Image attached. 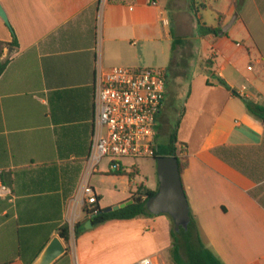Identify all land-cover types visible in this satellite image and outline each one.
<instances>
[{
	"label": "crops",
	"instance_id": "0c3cea01",
	"mask_svg": "<svg viewBox=\"0 0 264 264\" xmlns=\"http://www.w3.org/2000/svg\"><path fill=\"white\" fill-rule=\"evenodd\" d=\"M154 1L0 0L9 18L7 24L0 16V41L13 40L12 27L19 43L0 58L7 61L0 75V264H36L65 224L71 238L60 237L68 252L53 264H109L108 257H98L116 244L106 240L99 246L101 238L90 228L77 241L75 224L89 219L84 209L74 217L70 201L89 178L101 196L99 206H114L129 199L131 189L108 200L93 179L132 178V188L143 177L138 164L132 177L112 175L107 161L88 174L97 66L136 68L148 60L167 73V57L181 56L188 43L192 53L195 41L206 65L194 79L176 144L188 163L181 177L190 211L207 247L224 264H264V122L245 102L264 104V0H197V16L190 0ZM235 16L223 35L202 28L223 29ZM171 25L180 40L174 52L166 29ZM169 107L166 94L159 142L174 130H166ZM221 147L230 149L226 158L216 153ZM144 179L157 188L151 177ZM147 217L145 232L132 223L113 234L133 229L142 241L155 225ZM151 239L149 252L123 264L144 257L171 264L172 244Z\"/></svg>",
	"mask_w": 264,
	"mask_h": 264
},
{
	"label": "built area",
	"instance_id": "2783aa9c",
	"mask_svg": "<svg viewBox=\"0 0 264 264\" xmlns=\"http://www.w3.org/2000/svg\"><path fill=\"white\" fill-rule=\"evenodd\" d=\"M105 1L100 0L101 5ZM149 2L156 4L154 0ZM164 22L170 24L168 20ZM167 84V73L162 68L97 66L94 134L86 161L89 176L100 170L104 160L110 173H132L137 161L154 159ZM4 190L7 187L2 186ZM97 202L96 189L86 178L70 201L73 216L78 209L86 210ZM138 264L156 263L151 257H144Z\"/></svg>",
	"mask_w": 264,
	"mask_h": 264
},
{
	"label": "rangeland",
	"instance_id": "374dc122",
	"mask_svg": "<svg viewBox=\"0 0 264 264\" xmlns=\"http://www.w3.org/2000/svg\"><path fill=\"white\" fill-rule=\"evenodd\" d=\"M166 29L172 32V25L166 27ZM191 34L188 30L186 33V37H189ZM194 47L192 53H190V44L184 45V53L179 56L177 55L174 60L167 57V76H168V93H167V101L170 104V107L167 111L169 120L167 121L166 129L169 133L174 129L176 123L179 119H181V115L183 114V110L186 108L187 98L190 95L192 87H196V81L194 79L200 76L203 67L206 65L203 64L202 61V51L201 45L197 41L193 42ZM181 57V58H180ZM159 68L155 65H152L148 60H143L141 64L137 65L136 68ZM198 83V82H197ZM198 85V84H197ZM174 107V109H172ZM173 124V125H172ZM166 131V132H167ZM169 138V137H168ZM168 138L166 134L162 136V138L158 139L160 145V152L165 153V148L168 143ZM178 148V145H176ZM107 160L103 161L102 167L105 166ZM128 162V161H127ZM140 167L141 177L143 178H135V182L132 183V188L129 185V179L132 178H122V177H114V176H103L98 175L93 179V184L99 188H102L106 198L108 200H115L124 196L125 193H128L131 189L132 193L136 185L141 183V181H145V176H149L152 178L154 183H157L158 187V175H157V167L154 159H141L137 161ZM139 170V169H138ZM137 172V171H136ZM136 174V173H135ZM132 195V194H131ZM130 195V197H131ZM154 226L152 232H147L149 234L144 235L142 241L138 239V231L131 229L130 231H124L121 234H113L115 232V228L121 230L122 228H126L127 225L130 227L132 223L134 227L141 229L143 232L146 231V225L148 217H139L135 220L131 221H111L105 224L94 226L90 228V232L93 235H99L101 238V242H99V246H104L103 242L108 241V243H115L116 245L107 252L101 253L99 255V259L107 258L110 260L109 264H123L124 262L132 259L133 257L141 256L146 254L151 250L152 237L155 238L157 243L160 246L165 247V242L169 245L172 244L173 239L171 236V231L175 228V223L172 217L168 214H161L153 216ZM149 217V218H153ZM162 221H167L163 223ZM159 222V223H158ZM127 224V225H126ZM111 228V229H110ZM110 229V231H109ZM112 232V233H111ZM70 250H75V240L74 233L72 243L70 244Z\"/></svg>",
	"mask_w": 264,
	"mask_h": 264
},
{
	"label": "trees",
	"instance_id": "16d2710c",
	"mask_svg": "<svg viewBox=\"0 0 264 264\" xmlns=\"http://www.w3.org/2000/svg\"><path fill=\"white\" fill-rule=\"evenodd\" d=\"M190 10L195 16H197V0H190ZM11 27V26H10ZM206 33L220 34L222 32V27H204ZM13 40L11 42H2L0 41V58L4 55V49L6 47H18V39L14 29L11 27ZM172 30V36L174 38L172 51L174 52L178 47L180 40L176 37L175 33ZM224 34V33H223ZM222 34V35H223ZM6 62H0V75L3 73ZM246 106L248 111L261 119L264 122V104H259L249 99H245ZM180 120L176 123L174 130L172 131L167 146L165 148V153L160 152V145L158 144V149L156 150L155 157L156 159L159 156L171 155L177 156L179 161V169L182 174L187 168L188 163L184 157L178 154L176 144L178 142V129L180 126ZM230 151L229 148L221 147L216 150V153L219 156L226 158V154ZM112 175H124L129 174L130 177L134 176L135 173H111ZM159 187V183H158ZM158 187L152 189L144 182H141L137 185V188L128 200H133L132 204L121 208L119 210L105 212L106 208H101L99 206V200L101 196H98V202L86 208L87 218L92 221L94 226L105 224L111 221H129L134 220L139 217L154 216L147 208L148 199L157 193ZM88 230L85 227L84 221L77 222L75 224L74 232L76 240L78 241L82 235H84ZM60 236L69 242L71 238V230L69 224H65L60 228ZM171 236L173 239L172 247L170 248V263L171 264H224L222 260L210 249L207 247L200 229L195 224V219L191 214V223L188 230L181 229L180 232H177L175 228L171 231Z\"/></svg>",
	"mask_w": 264,
	"mask_h": 264
},
{
	"label": "water",
	"instance_id": "95a60500",
	"mask_svg": "<svg viewBox=\"0 0 264 264\" xmlns=\"http://www.w3.org/2000/svg\"><path fill=\"white\" fill-rule=\"evenodd\" d=\"M0 16L9 24V18L6 10L0 3ZM235 16L230 23L223 27L220 34L228 32L236 20ZM15 48L6 49V55L9 57ZM157 167L159 187L156 194L151 196L147 202V208L153 215L168 214L175 223V230H188L191 223V211L189 201L182 183V177L179 169L177 156L163 155L154 159ZM133 200H128L114 206L107 207L104 211L111 212L119 210L132 204ZM86 228H93L91 220L85 225ZM68 252L63 239L55 236L48 247L44 250L36 264H53L60 257Z\"/></svg>",
	"mask_w": 264,
	"mask_h": 264
}]
</instances>
